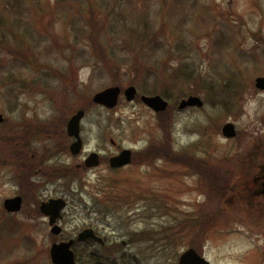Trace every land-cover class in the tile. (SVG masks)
<instances>
[{"label": "rangeland", "instance_id": "obj_1", "mask_svg": "<svg viewBox=\"0 0 264 264\" xmlns=\"http://www.w3.org/2000/svg\"><path fill=\"white\" fill-rule=\"evenodd\" d=\"M259 77L264 0H0V264H52V245L88 228L107 245L76 242L78 264H179L190 248L212 264H264V219L239 188L264 159ZM131 85L134 102L93 103ZM142 95L170 107L157 115ZM189 96L204 108L180 110ZM112 140L151 147L124 170L86 169L85 153L107 162ZM16 196L23 208L5 218ZM54 197L69 203L60 237L38 208Z\"/></svg>", "mask_w": 264, "mask_h": 264}, {"label": "water", "instance_id": "obj_2", "mask_svg": "<svg viewBox=\"0 0 264 264\" xmlns=\"http://www.w3.org/2000/svg\"><path fill=\"white\" fill-rule=\"evenodd\" d=\"M256 86L258 89L264 90V78H259L256 81ZM137 89L131 87L126 91V97L128 101H133L137 96ZM121 95L120 88H111L95 96L94 102L107 107L108 109H114L118 103ZM142 101L156 113L165 112L169 103L160 96L146 97L142 98ZM203 101L198 97H189L187 100H183L180 105V110H185L189 107H203ZM85 116L84 111H80L72 118L68 126V132L71 136L78 139V142L72 145L71 150L74 155H78L82 148V140L80 139V126L81 121ZM4 121V117L0 115V122ZM224 134L232 138L236 135L235 127L233 124H227L224 127ZM132 163V153L127 150L122 152L121 155L111 159L110 164L112 168H122L128 166ZM100 157L97 154L92 155L86 162L87 167H98L100 166ZM6 207L10 212H19L22 209V199L17 198L14 200H9L6 203ZM66 207V203L63 200H52L48 204H43L41 210L42 212L50 217L51 224L54 225L58 219L62 218V211ZM54 234L59 235L61 229L55 227L53 230ZM94 240L101 245L105 244V241L98 237L93 230H86L79 236V240L85 242L87 240ZM73 242L63 243L60 245H54L51 251V256L54 264H76L75 254L72 251ZM180 264H205L204 260L201 259L196 251L190 250L187 252L180 261ZM208 264V263H207Z\"/></svg>", "mask_w": 264, "mask_h": 264}, {"label": "flooded vegetation", "instance_id": "obj_3", "mask_svg": "<svg viewBox=\"0 0 264 264\" xmlns=\"http://www.w3.org/2000/svg\"><path fill=\"white\" fill-rule=\"evenodd\" d=\"M250 173V179L243 181L244 183L240 181V193L243 191L246 199L252 202L256 215L264 219V159H261L259 164H254Z\"/></svg>", "mask_w": 264, "mask_h": 264}, {"label": "trees", "instance_id": "obj_4", "mask_svg": "<svg viewBox=\"0 0 264 264\" xmlns=\"http://www.w3.org/2000/svg\"><path fill=\"white\" fill-rule=\"evenodd\" d=\"M163 149H170V145H165V148H163ZM167 151V150H166ZM151 153H155L154 151L153 152H151ZM148 156H150V155H148Z\"/></svg>", "mask_w": 264, "mask_h": 264}]
</instances>
